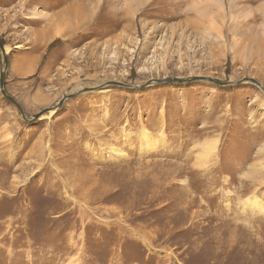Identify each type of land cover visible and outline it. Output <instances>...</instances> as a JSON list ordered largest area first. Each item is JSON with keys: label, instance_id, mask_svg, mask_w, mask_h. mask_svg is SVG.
<instances>
[{"label": "rangeland", "instance_id": "rangeland-1", "mask_svg": "<svg viewBox=\"0 0 264 264\" xmlns=\"http://www.w3.org/2000/svg\"><path fill=\"white\" fill-rule=\"evenodd\" d=\"M0 41V264H264V0H0Z\"/></svg>", "mask_w": 264, "mask_h": 264}, {"label": "water", "instance_id": "water-1", "mask_svg": "<svg viewBox=\"0 0 264 264\" xmlns=\"http://www.w3.org/2000/svg\"><path fill=\"white\" fill-rule=\"evenodd\" d=\"M0 49H1V51H2V54H3V58H4V62H5V66H4V69L2 70V72H1V78H0V85H1V91H2V93L5 95V96H7L8 97V95H7V92H6V90H5V75H6V71H7V68H8V65H9V60H8V56H7V54H6V48H5V45H4V43L2 42V41H0ZM204 79H207V80H210V81H213V82H216V83H223V82H221V81H219L218 79H214V78H212V77H204ZM184 79H182V78H167V79H162V80H160V81H183ZM252 80V79H251ZM149 84V82L145 85V86H147ZM142 87L144 86V85H141ZM138 87H140V86H138ZM69 95H64V97H63V99L61 100V103L60 104H62L66 99H67V97H68ZM11 99H13V101H14V103L15 104H17L18 106H19V109L21 110V106L19 105V103L14 99V98H11ZM53 109H55L54 107H52ZM51 109V108H50ZM46 111V110H45ZM44 111V112H45ZM43 113V111L42 112H40L38 115H36L34 118H39L41 115H43L42 114Z\"/></svg>", "mask_w": 264, "mask_h": 264}, {"label": "bare ground", "instance_id": "bare-ground-1", "mask_svg": "<svg viewBox=\"0 0 264 264\" xmlns=\"http://www.w3.org/2000/svg\"><path fill=\"white\" fill-rule=\"evenodd\" d=\"M89 11V10H88ZM71 16L73 15V16H75L74 18H78L81 14H83L84 15V18H90V14H91V11H89V15H87V10H86V8H83V9H81V8H78V7H76V9H74L73 11H71ZM24 17H28V15H25ZM30 17H33V15H31V16H29V18ZM59 22V21H58ZM61 31L59 30V28L56 30V32H55V34L56 33H60ZM6 48V54H7V50H8V48L7 47H5ZM1 53H2V51H0ZM3 55V54H2ZM64 97V96H63ZM63 99V98H62ZM53 108H45L44 110H43V112L44 113H49L48 115H50V113H53L54 112V110L53 111H51ZM43 113V114H44ZM213 148H214V146L213 145H209L207 148H205V150L207 149V150H210V151H212L213 150ZM207 153V152H206ZM250 204H253V205H256L257 203H258V200H255V201H251V202H249Z\"/></svg>", "mask_w": 264, "mask_h": 264}, {"label": "crops", "instance_id": "crops-1", "mask_svg": "<svg viewBox=\"0 0 264 264\" xmlns=\"http://www.w3.org/2000/svg\"><path fill=\"white\" fill-rule=\"evenodd\" d=\"M74 9H76V7H74L73 8V10ZM72 10V11H73ZM57 18H62V17H57ZM30 19V18H29ZM32 19H34V18H32ZM70 20H72V22H75L76 20H73V19H70ZM54 22V19L52 20V23ZM79 22V21H78ZM73 27H76V26H73ZM48 28H50V27H48ZM47 28V29H48ZM59 27L58 26H56V27H53V28H51V31L52 32H50L48 35L50 36V37H47V36H44V38H46V39H49V38H51V37H56V35H58V34H55V32H56V30L58 29ZM47 29H45L43 32H42V34H44L45 35V31L47 30ZM51 40V39H50ZM27 56V58L26 59H29V60H31L32 61V63L34 62V60H32V59H37V55H34V54H29V55H26ZM26 64V63H25ZM28 65V64H27ZM26 65V66H27ZM23 66H25L24 64H23ZM32 66L33 65H29V66H27L26 67V69H29L30 70V68H32Z\"/></svg>", "mask_w": 264, "mask_h": 264}]
</instances>
